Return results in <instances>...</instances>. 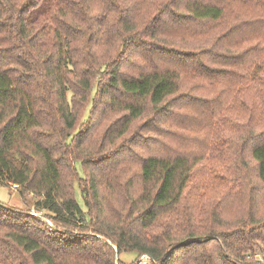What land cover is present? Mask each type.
<instances>
[{
    "label": "trees",
    "instance_id": "16d2710c",
    "mask_svg": "<svg viewBox=\"0 0 264 264\" xmlns=\"http://www.w3.org/2000/svg\"><path fill=\"white\" fill-rule=\"evenodd\" d=\"M263 37L264 0H0V181L37 198L0 203V264H264ZM226 127L247 157L220 173Z\"/></svg>",
    "mask_w": 264,
    "mask_h": 264
},
{
    "label": "rangeland",
    "instance_id": "374dc122",
    "mask_svg": "<svg viewBox=\"0 0 264 264\" xmlns=\"http://www.w3.org/2000/svg\"><path fill=\"white\" fill-rule=\"evenodd\" d=\"M176 35L177 38H183V39H189V37L186 34H173L168 36V41H171L173 38L172 37ZM211 40L215 41L218 37L217 36V32L215 28L210 29V33H209ZM244 37V35L242 33H239L236 41H239L240 39H242ZM264 38V37H263ZM175 46H179L177 44H174ZM195 44H190L188 46H185L184 48H187L189 46H193ZM259 100H256V103ZM258 108V107H257ZM248 114V110L246 109V107L244 108L243 112H242V117L239 119V121L243 122L244 124H246L247 121V115ZM259 114H262L261 109L259 110V113H257L256 117H258ZM120 115L122 114H112L109 115L107 120L104 122V124L97 130V132L94 134L92 140L89 142V147L92 148L94 146H97L100 142V140L102 139L104 133L107 130V126L114 121L116 118L120 117ZM151 113H147L143 118H141L138 121H135L134 123H132V125L130 126V131L128 133H126V135H124L122 138H120V140H122L123 138L128 137L131 133H133L135 130L139 131V126L140 124L146 120L148 117H150ZM88 117V111L86 112L83 120L80 123V128L83 126L84 122L86 121ZM234 123H237L234 119H232ZM86 124L83 126L85 127ZM82 127V128H83ZM98 128V127H97ZM111 129V128H110ZM109 129V130H110ZM116 129V127H115ZM227 130H221V133L223 132L224 134H222L223 136V143H218V145L215 146V155L212 157L210 156V158H208L209 152L206 153V155L204 156L205 160H202V163H206L208 164L209 168H215L217 169L220 173H225L227 170L224 169V167L228 164H230V166L228 167L229 169H231V163H234L236 161H239V158H246L247 156L243 157L242 153H241V146H242V142L240 141L241 139H239V127L235 128V129H228L226 127ZM95 130V131H96ZM246 131L243 132V135L245 134ZM232 135L235 139H236V143H233L231 138H229V136ZM185 136H182V138ZM181 136L180 134L175 135L172 138V143H171V147L174 149L175 145H188L190 148L187 151V154L189 155H193L195 153H199V148H201L203 146L202 143H198V142H194L191 141L190 143H177L180 140ZM235 142V141H234ZM164 143H158V148L161 149V152L164 153H168L169 149L167 147H163ZM213 144V143H212ZM250 145V143H247V148ZM177 151V150H174ZM142 154V150L140 151L139 155ZM138 155V154H137ZM139 156H136V150H135V157L132 159L130 164H133L132 166H130L127 170V172L122 176L121 180L123 179H127V177L129 175H131V173L135 170H137V168L139 167ZM129 164V165H130ZM78 167L80 166L79 164H77ZM81 174H84L82 169L80 170ZM230 171H234V168H232ZM208 178L207 174L205 172H200L199 174V182L202 183L204 182V179ZM135 188H137V185H135ZM200 188V187H199ZM212 188L213 185L210 182V185L205 186V188L203 189V192L201 194H212ZM117 191H119L117 189ZM194 192V191H193ZM197 193V192H196ZM75 197L78 200V202L80 203V205L84 208L85 204L84 201L82 199L81 193L80 191L77 189L75 191ZM36 197L34 196H26V197H21L18 188H16V186L12 185V186H8L6 184H2V182L0 181V203L11 206L12 208L15 209H20V210H27V209H31L32 211H36L35 210V202H36ZM234 211H230L229 215L230 218H233L236 216V212ZM36 214L43 216L45 214V211L42 212H36ZM46 221L48 222V224L50 226H53L54 224L47 218H45ZM258 255H261V253L259 251ZM119 258L121 260V263L124 264H137V262L139 261L140 257H137V255L135 253H131V252H123L119 255Z\"/></svg>",
    "mask_w": 264,
    "mask_h": 264
},
{
    "label": "built area",
    "instance_id": "2783aa9c",
    "mask_svg": "<svg viewBox=\"0 0 264 264\" xmlns=\"http://www.w3.org/2000/svg\"><path fill=\"white\" fill-rule=\"evenodd\" d=\"M16 186V185H14ZM247 258H252L251 255H247ZM256 261H263V256L258 255L257 253L254 255ZM137 264H159L157 261L152 260L148 255H142Z\"/></svg>",
    "mask_w": 264,
    "mask_h": 264
},
{
    "label": "crops",
    "instance_id": "0c3cea01",
    "mask_svg": "<svg viewBox=\"0 0 264 264\" xmlns=\"http://www.w3.org/2000/svg\"><path fill=\"white\" fill-rule=\"evenodd\" d=\"M119 260H120V258H119ZM121 261V260H120Z\"/></svg>",
    "mask_w": 264,
    "mask_h": 264
}]
</instances>
